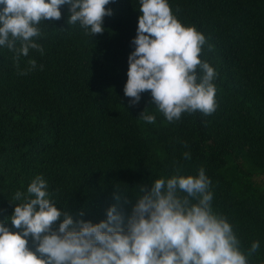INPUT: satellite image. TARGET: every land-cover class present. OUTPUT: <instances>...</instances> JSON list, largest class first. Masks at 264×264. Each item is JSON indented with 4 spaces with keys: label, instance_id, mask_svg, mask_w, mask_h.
<instances>
[{
    "label": "trees",
    "instance_id": "obj_1",
    "mask_svg": "<svg viewBox=\"0 0 264 264\" xmlns=\"http://www.w3.org/2000/svg\"><path fill=\"white\" fill-rule=\"evenodd\" d=\"M168 3L182 25L206 39L199 58L216 72L211 115L184 113L169 123L150 92L129 106L123 89L139 0L107 5L113 15L92 37L67 23L62 6L61 19L41 22L33 38L43 54L30 49L19 68L0 47V223L22 202L15 193L27 194L36 176L58 209L95 224L117 204L114 195L123 193L117 207L127 216L138 185L170 178L177 168L185 176L203 168L214 212L227 218L246 255L259 241L248 264H264V0ZM29 60L36 61L32 70ZM146 108L155 123L139 117Z\"/></svg>",
    "mask_w": 264,
    "mask_h": 264
},
{
    "label": "clouds",
    "instance_id": "obj_2",
    "mask_svg": "<svg viewBox=\"0 0 264 264\" xmlns=\"http://www.w3.org/2000/svg\"><path fill=\"white\" fill-rule=\"evenodd\" d=\"M115 2L0 0V47L14 54L19 68L20 57H27L30 49L43 54L33 38L41 36V22L61 19L62 6H68L67 23H79L92 37L104 32V18L113 15L106 6ZM139 3L136 36L131 41L134 51L127 58L123 89L129 106L139 103L141 93L150 92L154 108L169 123L184 113L211 115L217 108L212 83L216 72L199 58L204 35L194 26L182 25L168 0ZM28 65V70L34 69L36 61L29 60ZM139 117L149 124L156 120L147 108ZM184 159H190L188 152ZM180 172L177 168L170 178L138 185L139 196L127 216L117 207L123 193L114 195L117 204L95 224L58 209L49 198L47 182L36 176L27 194L15 193L13 199L22 202L0 223V264H248L259 241L251 244L247 255L243 253L227 218L212 208L211 181L204 169L196 176ZM124 202H129L127 197ZM9 223L15 231L6 226Z\"/></svg>",
    "mask_w": 264,
    "mask_h": 264
}]
</instances>
